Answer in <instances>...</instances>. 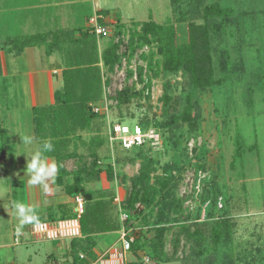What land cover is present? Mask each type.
Instances as JSON below:
<instances>
[{
    "label": "rangeland",
    "instance_id": "374dc122",
    "mask_svg": "<svg viewBox=\"0 0 264 264\" xmlns=\"http://www.w3.org/2000/svg\"><path fill=\"white\" fill-rule=\"evenodd\" d=\"M103 1L106 5L101 7L111 13V17L114 13L115 19L124 20L121 21L125 25L121 38L125 43L129 30L134 27L132 25L149 19L165 25L173 24L176 42L186 43L189 23L202 24L203 6L212 1L233 6L243 17V24L242 27L237 23L230 24L224 34L210 37L214 77L217 79L225 73L219 67L221 48L228 50L233 66L229 76L221 82L193 91L190 99L193 128L179 118L186 106V92L192 89L188 73L180 70L165 74L160 70L153 75L146 67V60L147 53L156 51V47L141 45L130 58L125 55L113 72L105 73L109 82L93 103L104 107L97 118V122H102L103 133L108 122L156 124L164 139L162 146L141 152L135 148H111L106 143L94 157L88 145L74 141L68 147L73 155L63 160V165L68 170L100 169L96 177L86 178L85 187L94 191L112 189L117 209L127 197L132 178L143 159L148 160L152 168L151 182L156 177L169 180L168 186L158 191L151 208L137 204L139 209L151 210L147 218L149 226L134 222L132 230L135 238L143 242L154 235L155 222L164 225L162 251L169 260H151L147 250H143L141 255L149 258L143 263V259L132 251H126L127 264L132 261L135 264H264V0H178V5L174 0ZM89 7L86 3L84 12ZM13 14H3L4 18L0 14L1 36L7 33L4 26H10L12 17L15 18ZM19 17L23 15L17 16L16 21ZM110 22H107L108 34L97 38L100 51L108 40L116 39L115 21ZM13 26H17L14 21ZM123 50L128 54L127 47L122 46L120 51ZM159 57L155 52L153 60ZM138 65L143 67L140 78L137 76ZM164 85L172 98L166 111L161 99ZM126 86L140 91V94L118 103L112 95ZM1 93L0 102L5 103L6 97ZM9 100L7 105H0V122L4 126L0 143L5 151V157L0 160V238L4 235L8 242L11 241L10 233L17 227L21 241L0 248V264H12L13 250L18 249L23 254L31 253L35 264H42L45 260L42 251L51 249L56 241L34 238L27 231L21 236L23 226L11 208L12 201L26 199V202L28 193L33 196V186L28 183L26 175L30 156L24 154L38 148L32 114L30 110L22 109L21 115L13 112L4 117L1 108L5 111L6 107L12 108L16 103L15 99ZM12 122L15 123L10 125ZM12 132H18V135L14 136ZM79 133L85 140L93 135L89 129ZM25 136L32 138L31 145L22 143ZM107 167H111V174ZM37 187L40 194L43 188ZM178 201H181L179 212L174 207ZM65 209L71 212L72 206L67 205ZM220 217L229 219V234L223 236L220 245L214 248L211 229ZM195 228L202 231L204 241L197 242L190 235ZM116 237L115 233H109L108 240L114 242ZM200 246L203 250L199 249ZM34 249H40V252L37 254Z\"/></svg>",
    "mask_w": 264,
    "mask_h": 264
},
{
    "label": "trees",
    "instance_id": "16d2710c",
    "mask_svg": "<svg viewBox=\"0 0 264 264\" xmlns=\"http://www.w3.org/2000/svg\"><path fill=\"white\" fill-rule=\"evenodd\" d=\"M174 1L178 5L180 0ZM239 12L243 13V11ZM106 13V11H102L101 14ZM202 16L204 18L202 24L189 23L188 41L182 44L176 42L173 24L165 25L151 19L132 25L134 27L129 30V37L125 43L121 38L125 25L118 18L115 22L116 39L111 38L108 40L100 52L98 50L97 37L89 27L79 30V36L76 38H71L68 31L55 32V34H63L65 38L60 40L54 35L49 42H46L47 34L41 32L7 37L6 40L10 43V47L15 48L17 51H21L26 46L44 44L47 53H50L53 49H58L62 54V85L54 91L53 103L33 106L31 114L34 137L37 140L38 147L46 140H50L54 145V150L51 153H47V156L53 158L59 166L54 183L61 186L67 195L71 197L80 195L83 198L84 210L79 216H77L75 210L66 212V206L60 204L58 205V218L50 217L51 220L59 221L78 219L81 236L73 237L70 240V250L74 264L78 260L83 262V264H89L90 261L96 259L97 255L93 251L91 237L93 234L117 231L120 229L121 224H124L126 228H133L134 222H137L138 225H148L147 218L151 214V210L149 209L147 212L144 209H139L137 204H143L151 208L158 191L166 188L169 181L166 178L156 177L151 182L152 168L148 160L143 159L137 174L132 178L131 188L121 206L128 214L126 221L121 223L117 213L118 209L114 203V191L112 189L94 191L85 187L86 178L89 176L96 177L100 169L87 171L84 168H76L68 170L63 165V160L73 155L68 149L72 142L77 141L82 145H88L90 154L94 157L97 155V150L107 143L106 135L102 132V122H97L99 114L93 112L91 107L92 103L96 102L101 96L103 87L109 82L108 77H104L105 73L113 72L116 66L119 67L121 65L122 58L125 55L130 58L137 47L155 45L156 51H149L147 53L148 59L146 60V67L153 75L156 76L160 70L165 72V74L184 70L189 75L192 91L188 90L186 92V106L179 118L193 128L195 124L190 104L193 91L196 88L209 87L216 82H221L226 76H229L228 74H230V69L233 66L230 62L228 50L221 48L219 67L225 73L217 79L214 77L211 66L210 37L224 34L226 27L230 24L237 23L238 27H242L243 24V17L237 14L233 6L222 4L218 1H212L204 5ZM98 21L103 24L101 17H99ZM122 46L127 47L129 50L128 54L124 50L120 51ZM155 52L160 57L153 60ZM142 68L141 65L136 68L138 78L141 77ZM164 86L161 99L164 111H166L172 98L168 92L167 85ZM139 94L140 91L126 86L116 90L112 98L119 103ZM101 118L104 120V117ZM138 124L142 128L157 127L156 124ZM88 129L93 131V135L88 140H85L79 132ZM156 129L159 131L158 127ZM3 130V127L0 126V135ZM163 141L164 139L162 138V144ZM133 148L141 152L152 149L150 146ZM4 153L5 151L0 143V160L5 157ZM106 170L111 174V167H107ZM180 202L178 201L174 204L177 212L180 211ZM229 227L230 223L227 217H220L215 221L211 229L214 248L220 245L223 236L229 234ZM164 231V225H161L160 222H155L154 235L151 239L142 242L136 237L131 243L129 251H132L134 255L142 260L141 252L147 250V256L151 260L167 262L169 259L162 251ZM190 235L197 242L205 240L200 229L195 228L190 232ZM199 249L203 250L201 246ZM80 252L84 255L83 258L79 257ZM132 263L135 264L136 262L133 261Z\"/></svg>",
    "mask_w": 264,
    "mask_h": 264
},
{
    "label": "crops",
    "instance_id": "0c3cea01",
    "mask_svg": "<svg viewBox=\"0 0 264 264\" xmlns=\"http://www.w3.org/2000/svg\"><path fill=\"white\" fill-rule=\"evenodd\" d=\"M86 3H89L90 10L84 12L83 6ZM102 5H106L103 0H0V14L3 18L4 15L13 13L15 18L23 15L22 18H18V21L12 17L10 26H4L7 33H4L3 36L0 34V91L2 96L6 97V102L1 101L0 105H7L10 101L9 98L16 101L12 108L6 107L5 111L2 109L3 107L1 108L4 117L13 112H19L21 115L22 109L31 112L33 106L53 103L54 91L62 85L61 70L63 65L62 54L58 49H53L47 53L45 45L40 44L26 46L21 51H17L10 47V43L6 40L7 37L41 32L47 34L46 42H49L54 35L60 40L65 38L61 33L55 34L62 29L68 31L71 38H76L79 36V30L88 28V19L94 14L100 15L103 24L109 29L107 22H116V14L112 13L113 17L108 12L101 14L102 11H106L105 8L101 7ZM13 21L18 27L13 26ZM121 21L124 22L122 19ZM97 44L100 52L98 39ZM58 81L61 82L60 85H58ZM14 123L12 122L10 125ZM0 126L4 127L1 122ZM12 134L15 136L18 135V132H12ZM48 158L49 162L54 161L53 158ZM61 189L62 187L56 185L54 181H49L50 192L42 190L39 194L38 187L33 186L32 198L28 193L27 201L25 202L26 199L23 201L26 206L34 208L37 206L38 218L41 217L42 219L28 223V225H22L23 232L21 231L20 235L22 236L24 231H27L26 233L31 234L34 238L56 241L51 249L42 251L43 255L41 256L45 258L42 264H74L70 240L73 237L81 236L78 219L63 221L50 219V217L59 215L58 205L60 204L71 205L72 210H74V197L67 195ZM27 191H29V187H27ZM12 213L17 219L15 213L13 211ZM17 221L19 220L17 219ZM13 230L14 235L10 233V237H13L11 241H7V236H1L0 248L14 246L21 241L18 238L19 228L14 227ZM118 232V230L102 232L91 236L93 251L97 256L89 264H127L129 262L128 259L126 260L127 252L122 248ZM109 233L117 235L114 242L108 240ZM117 242L119 247H117ZM34 252L38 254L40 249H34ZM25 263L35 264L32 254H23V251L19 249L13 250L12 264ZM75 264H83V262L78 260Z\"/></svg>",
    "mask_w": 264,
    "mask_h": 264
},
{
    "label": "built area",
    "instance_id": "2783aa9c",
    "mask_svg": "<svg viewBox=\"0 0 264 264\" xmlns=\"http://www.w3.org/2000/svg\"><path fill=\"white\" fill-rule=\"evenodd\" d=\"M99 17L101 16L94 14L88 19V27L98 38L104 37L108 34V28L104 24L99 23ZM91 107L93 112L98 114L103 113L104 107H100L95 103H92ZM104 134L106 135L107 144L111 148L113 146H119L122 149H131L137 146H150L152 148H159L162 146L161 133L153 126L142 128L138 123L128 124L119 121L113 123L108 122L106 125V132ZM74 201V210L77 216H79L84 210L83 198L80 195H76L74 197ZM118 214L121 223L126 221L128 218L127 212L124 211L119 204ZM132 230L133 228H126L124 224H121V227L118 230L119 239L121 241L122 248L125 251H129L131 243L135 239V235ZM79 257L83 258L84 255L80 253ZM143 261L146 263L149 261V258L147 256H143Z\"/></svg>",
    "mask_w": 264,
    "mask_h": 264
},
{
    "label": "clouds",
    "instance_id": "9594fccd",
    "mask_svg": "<svg viewBox=\"0 0 264 264\" xmlns=\"http://www.w3.org/2000/svg\"><path fill=\"white\" fill-rule=\"evenodd\" d=\"M24 145H31L33 140L30 136L22 138ZM54 150V145L50 140H46L32 153H24L30 156L26 166V175L29 177L28 183L32 186H40L44 191L49 189V181H54L59 170L55 162H49L47 153ZM12 211L15 213L21 225L33 223L38 220L36 209L26 206L23 202L12 201Z\"/></svg>",
    "mask_w": 264,
    "mask_h": 264
}]
</instances>
